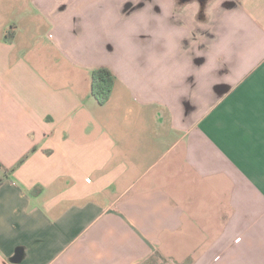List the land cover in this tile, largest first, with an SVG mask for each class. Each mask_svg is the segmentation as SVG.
<instances>
[{"label": "crops", "instance_id": "crops-1", "mask_svg": "<svg viewBox=\"0 0 264 264\" xmlns=\"http://www.w3.org/2000/svg\"><path fill=\"white\" fill-rule=\"evenodd\" d=\"M156 258L264 264V0H0V264Z\"/></svg>", "mask_w": 264, "mask_h": 264}, {"label": "trees", "instance_id": "trees-1", "mask_svg": "<svg viewBox=\"0 0 264 264\" xmlns=\"http://www.w3.org/2000/svg\"><path fill=\"white\" fill-rule=\"evenodd\" d=\"M115 77L107 68H97L91 74L90 93L98 105H105L111 96Z\"/></svg>", "mask_w": 264, "mask_h": 264}, {"label": "rangeland", "instance_id": "rangeland-1", "mask_svg": "<svg viewBox=\"0 0 264 264\" xmlns=\"http://www.w3.org/2000/svg\"><path fill=\"white\" fill-rule=\"evenodd\" d=\"M150 264H166V262L165 261H162L161 259H159V258H156V260H154L152 263H150Z\"/></svg>", "mask_w": 264, "mask_h": 264}]
</instances>
